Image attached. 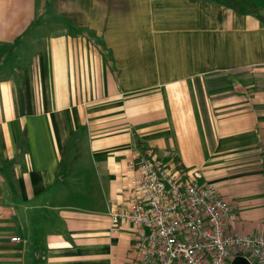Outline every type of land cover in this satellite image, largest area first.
I'll return each mask as SVG.
<instances>
[{
	"label": "crops",
	"instance_id": "1",
	"mask_svg": "<svg viewBox=\"0 0 264 264\" xmlns=\"http://www.w3.org/2000/svg\"><path fill=\"white\" fill-rule=\"evenodd\" d=\"M141 147L212 183L228 232L264 233V24L206 0H0V264H137L108 209Z\"/></svg>",
	"mask_w": 264,
	"mask_h": 264
},
{
	"label": "built area",
	"instance_id": "2",
	"mask_svg": "<svg viewBox=\"0 0 264 264\" xmlns=\"http://www.w3.org/2000/svg\"><path fill=\"white\" fill-rule=\"evenodd\" d=\"M129 165L133 173L123 178L108 216L113 225L137 228V264H230L235 256L264 264V233L228 232L231 209L212 183L166 166L149 150Z\"/></svg>",
	"mask_w": 264,
	"mask_h": 264
},
{
	"label": "trees",
	"instance_id": "3",
	"mask_svg": "<svg viewBox=\"0 0 264 264\" xmlns=\"http://www.w3.org/2000/svg\"><path fill=\"white\" fill-rule=\"evenodd\" d=\"M215 2L226 6L229 9L234 10L240 14L252 15L257 18L262 24H264V10H260L255 7L252 0H206ZM136 145L140 146L138 140H136ZM144 147L140 149L143 150Z\"/></svg>",
	"mask_w": 264,
	"mask_h": 264
},
{
	"label": "water",
	"instance_id": "4",
	"mask_svg": "<svg viewBox=\"0 0 264 264\" xmlns=\"http://www.w3.org/2000/svg\"><path fill=\"white\" fill-rule=\"evenodd\" d=\"M230 264H251V263L241 256H235Z\"/></svg>",
	"mask_w": 264,
	"mask_h": 264
}]
</instances>
